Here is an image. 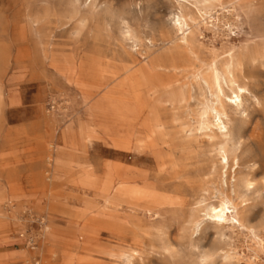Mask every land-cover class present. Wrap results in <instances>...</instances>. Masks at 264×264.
Segmentation results:
<instances>
[{
  "label": "rangeland",
  "instance_id": "374dc122",
  "mask_svg": "<svg viewBox=\"0 0 264 264\" xmlns=\"http://www.w3.org/2000/svg\"><path fill=\"white\" fill-rule=\"evenodd\" d=\"M0 264H264V0H0Z\"/></svg>",
  "mask_w": 264,
  "mask_h": 264
},
{
  "label": "bare ground",
  "instance_id": "6f19581e",
  "mask_svg": "<svg viewBox=\"0 0 264 264\" xmlns=\"http://www.w3.org/2000/svg\"><path fill=\"white\" fill-rule=\"evenodd\" d=\"M187 26V28L189 27V24H188V20H187V18H186V16L184 15V14H181V16H178V29H182V27L183 26ZM190 29L191 28H189V31L188 32H186L185 33V35H184V40L186 41V42H188V37H189V35H190ZM241 92H244V88L243 87H240V89H239ZM219 92V91H218ZM222 94V93H221ZM220 94V95H221ZM236 99L238 98V100H239V95H237L236 97H235ZM237 100H235V102H236ZM218 121V120H217ZM221 121V118L219 117V122ZM222 123V122H221ZM225 127V126H224ZM223 161L225 162V164H228V162H229V158H228V156L225 154L224 156H223ZM253 184V182H249L248 183V188L251 186ZM226 209H229V207L228 206H226L225 208H219V207H213V211H214V214H216L217 215V217L218 218H223V216L224 215H226ZM238 222V221H237ZM33 248H35V247H33Z\"/></svg>",
  "mask_w": 264,
  "mask_h": 264
}]
</instances>
